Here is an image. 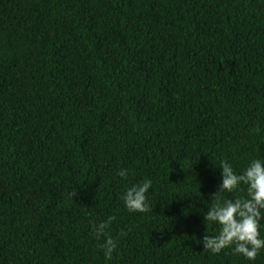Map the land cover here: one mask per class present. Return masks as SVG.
I'll use <instances>...</instances> for the list:
<instances>
[{"label": "trees", "instance_id": "trees-1", "mask_svg": "<svg viewBox=\"0 0 264 264\" xmlns=\"http://www.w3.org/2000/svg\"><path fill=\"white\" fill-rule=\"evenodd\" d=\"M254 158L264 0H0V264H264L199 243L220 161Z\"/></svg>", "mask_w": 264, "mask_h": 264}, {"label": "clouds", "instance_id": "clouds-1", "mask_svg": "<svg viewBox=\"0 0 264 264\" xmlns=\"http://www.w3.org/2000/svg\"><path fill=\"white\" fill-rule=\"evenodd\" d=\"M219 192L213 193L215 203L204 212L206 225L210 222L219 225L218 235L206 233L199 240L204 250L219 254L225 249H231L232 254L241 255L249 261H255L264 251V158H254L249 161L241 172L222 159L219 163ZM121 178L129 176V169L121 168L117 172ZM153 182L145 179L132 184L120 194V199L129 212H147L150 204L148 194ZM232 199L223 198V193L243 192ZM115 216H108L92 226V235L96 240L103 239L100 248L106 259H111L118 253V242L108 235V230Z\"/></svg>", "mask_w": 264, "mask_h": 264}]
</instances>
